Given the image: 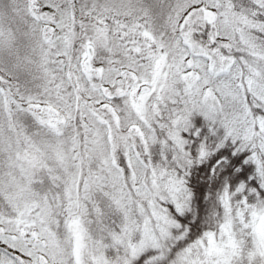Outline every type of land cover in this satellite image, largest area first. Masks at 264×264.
<instances>
[{
  "label": "snow or ice",
  "instance_id": "1",
  "mask_svg": "<svg viewBox=\"0 0 264 264\" xmlns=\"http://www.w3.org/2000/svg\"><path fill=\"white\" fill-rule=\"evenodd\" d=\"M0 264H264V0H0Z\"/></svg>",
  "mask_w": 264,
  "mask_h": 264
}]
</instances>
